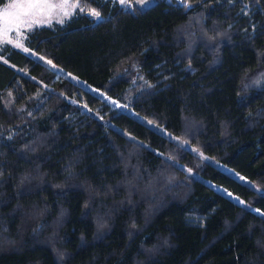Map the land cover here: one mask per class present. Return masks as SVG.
<instances>
[{"label": "trees", "instance_id": "16d2710c", "mask_svg": "<svg viewBox=\"0 0 264 264\" xmlns=\"http://www.w3.org/2000/svg\"><path fill=\"white\" fill-rule=\"evenodd\" d=\"M72 1L0 51V264H264V0Z\"/></svg>", "mask_w": 264, "mask_h": 264}, {"label": "rangeland", "instance_id": "374dc122", "mask_svg": "<svg viewBox=\"0 0 264 264\" xmlns=\"http://www.w3.org/2000/svg\"><path fill=\"white\" fill-rule=\"evenodd\" d=\"M115 1L118 2L120 5L126 7V8L144 9V8L150 6L151 4H153L154 2H156L157 0H124V2H121V0H115ZM168 1H170V0H168ZM176 1L178 3H184L185 0H176ZM12 2H13V0H6V2L0 6V10L5 9ZM48 2L52 3V4H56V5H63V7H57V8L51 9V10H46L42 14L37 15L36 17H34V19L37 22L31 24V26H29L27 24H19V26H17L16 24H11V25H9L7 32L3 31L4 25L2 22H0V51L4 46H10V47H13L16 49L25 50V51L29 52L30 54L34 55L33 52L31 50H29L26 46V38H27L28 32L33 30L34 28L40 27V26H52L55 23L63 24L71 16H73L75 14V12L78 10L77 3L73 2L72 0H48ZM249 8L250 7L246 8V11H249L250 10ZM90 14H92V12ZM93 16L97 20L101 19V17L99 15L98 16L93 15ZM30 19H32V18H30ZM0 60L6 62L5 57L2 56L1 54H0ZM74 79L77 80L75 77H74ZM262 80L264 82V76H263ZM81 85L85 88H89L84 82H81ZM68 101L75 104V105H80V102H78V100H76L75 98H69ZM107 102L110 103V105H112L114 107L120 106L123 110L130 112L134 116L136 115L133 111L129 110L127 103H124V104L118 103L117 104L112 99H107ZM80 106H81V112L86 113V114L93 113V110H90L87 106L82 105V104ZM137 117L143 120L142 117H140V116H137ZM158 130L161 132H164L161 129H158ZM215 165L218 168H220L222 171L233 176L238 181H240L244 184H248V185L253 186V184L247 178H245L241 174L235 172L234 170L228 168L227 166H225L219 162H215ZM205 182L210 187H212L214 190L220 192L221 194L230 198L234 202L241 204V205H245V202L242 198L233 194L231 191L227 190L223 186L215 184L209 180H205ZM257 213L262 214L258 210H257Z\"/></svg>", "mask_w": 264, "mask_h": 264}, {"label": "snow or ice", "instance_id": "6c2138e0", "mask_svg": "<svg viewBox=\"0 0 264 264\" xmlns=\"http://www.w3.org/2000/svg\"><path fill=\"white\" fill-rule=\"evenodd\" d=\"M121 2H124V0H121ZM57 7H63V5L52 4L48 0H13L5 9L0 10V22L4 25L3 31L7 32L11 24L31 26V24L37 22L34 17L46 10ZM92 15L98 16L99 13L93 11Z\"/></svg>", "mask_w": 264, "mask_h": 264}]
</instances>
